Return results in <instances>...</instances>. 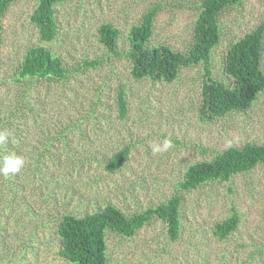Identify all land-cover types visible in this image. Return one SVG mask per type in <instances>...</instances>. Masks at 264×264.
<instances>
[{
    "label": "rangeland",
    "instance_id": "rangeland-1",
    "mask_svg": "<svg viewBox=\"0 0 264 264\" xmlns=\"http://www.w3.org/2000/svg\"><path fill=\"white\" fill-rule=\"evenodd\" d=\"M35 4L15 0L2 19L0 131L11 135L0 145V157L16 155L25 163L18 173L0 174V264H17L20 257V264H68L57 254L55 232L63 213L83 215L105 203L126 212L141 210L174 192L182 197L179 238L169 241L162 220L156 219L129 238L108 233L110 264H264V165L228 182L189 191L176 188L191 163L210 160L229 146L264 144V91L246 111L208 120L198 110L205 81L202 64L182 68L171 82L134 80L124 53H110L98 41L99 26L110 23L118 30L116 52H126L129 29L154 7L147 45L184 51L192 42L200 0L57 4L58 31L45 45L61 59L66 77L27 78L17 85L9 71L28 47L41 43L30 22ZM263 22L264 0H242L219 13L221 33L210 61L213 77L227 80L225 54ZM84 61L92 64L84 66ZM260 66L264 72V36ZM119 86L127 94L124 118L117 110ZM16 98L23 112L9 116ZM165 139L171 147L153 153L152 145ZM125 144L132 150L124 169L108 173L104 161ZM35 155L40 159L36 165ZM233 210L236 225L219 238L215 225Z\"/></svg>",
    "mask_w": 264,
    "mask_h": 264
},
{
    "label": "trees",
    "instance_id": "trees-1",
    "mask_svg": "<svg viewBox=\"0 0 264 264\" xmlns=\"http://www.w3.org/2000/svg\"><path fill=\"white\" fill-rule=\"evenodd\" d=\"M14 1L0 0V47L3 42L2 19L7 7ZM66 1L68 0H35L30 22L37 27L41 43L28 47L22 60L9 71V79L15 84L19 85L27 78L66 77L68 71L63 68L61 59L45 45L56 37L58 31L55 6ZM241 1L200 0L192 42L184 51L174 50L163 44L147 45L157 11L154 7L143 14L139 24L132 25L129 29L126 35V52H116L114 46L118 30L110 23L99 26L98 41L110 53H124L129 60V71L134 80L148 78L171 82L182 68L202 64L205 81L202 82L199 116L208 120L218 119L233 111H246L264 91V72L260 66L264 22L230 46L222 62L226 81L216 79L211 72L212 51L219 42L221 33L218 15L225 8ZM83 64L89 66L92 63L84 61ZM126 95V90L119 86L116 99L121 118L128 111ZM8 108L11 110L9 116L15 115V112H23L17 98L14 105ZM131 150V144H125L112 152L103 163L105 170L111 174L124 169ZM33 160L35 165L40 162L38 155ZM258 165H264V144L246 142L242 147L229 146L217 152L210 160H200L188 165L176 188L189 191L209 182H228L233 175L248 173ZM228 188L232 189L230 185ZM181 198L178 192H174L156 205H148L141 210L134 207L127 212L112 203H105L103 207L83 215L65 212L57 220L55 233L60 238L57 254L68 264H110L106 252V235L114 233L119 239L129 238L154 219L162 220L168 240L176 241L181 232ZM237 220L238 214L233 210L228 218L215 225V235L223 238L233 230ZM20 262L21 257L17 264Z\"/></svg>",
    "mask_w": 264,
    "mask_h": 264
},
{
    "label": "clouds",
    "instance_id": "clouds-1",
    "mask_svg": "<svg viewBox=\"0 0 264 264\" xmlns=\"http://www.w3.org/2000/svg\"><path fill=\"white\" fill-rule=\"evenodd\" d=\"M11 133L7 131H0V145L8 141ZM171 147V142L168 139L163 141V144L152 145L153 153L167 151ZM24 159L16 155H4L0 157V174L8 176L20 171L24 166Z\"/></svg>",
    "mask_w": 264,
    "mask_h": 264
}]
</instances>
